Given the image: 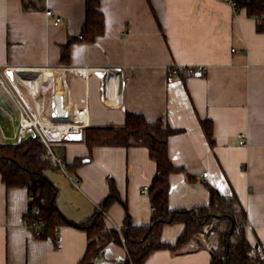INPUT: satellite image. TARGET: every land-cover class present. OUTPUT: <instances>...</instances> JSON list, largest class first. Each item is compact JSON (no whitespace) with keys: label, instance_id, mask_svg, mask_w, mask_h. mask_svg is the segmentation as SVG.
<instances>
[{"label":"crops","instance_id":"crops-1","mask_svg":"<svg viewBox=\"0 0 264 264\" xmlns=\"http://www.w3.org/2000/svg\"><path fill=\"white\" fill-rule=\"evenodd\" d=\"M22 1L0 0V143L21 141V114L4 72L43 120L74 127L71 132L122 126L126 113L161 119L178 130L168 138V156L183 168L169 175V208L208 207L209 189L224 198L235 195L247 241L264 244V34L255 21L225 0H99L103 33L93 41L73 40L60 64L61 46L80 35L86 0H42L32 10H24ZM47 10L60 19L57 25ZM178 66L207 72L188 77ZM202 119L211 121L212 143ZM54 147L66 163L86 157L74 169L46 171L66 218L76 224L90 219L111 179L126 207L113 203L106 227H124L127 217L133 226L150 223L143 188L155 163L146 148L89 152L82 138ZM28 201L25 188H6L0 176V264H84L86 232L63 226L54 240L39 239L23 220ZM182 228L165 225L161 241L175 242ZM126 255L109 242L97 258L124 264ZM210 259V251L189 241L174 252H153L144 264Z\"/></svg>","mask_w":264,"mask_h":264},{"label":"trees","instance_id":"trees-1","mask_svg":"<svg viewBox=\"0 0 264 264\" xmlns=\"http://www.w3.org/2000/svg\"><path fill=\"white\" fill-rule=\"evenodd\" d=\"M41 1L23 0L22 7L24 10L38 9ZM98 1L86 0L80 35L74 39L70 38L61 46L60 64L67 62L69 45L73 40L93 41L103 33V15L98 10ZM233 1L237 5L235 11H244L248 18L255 21L256 31L264 34V0ZM200 124L206 139L212 143L211 121L202 119ZM79 132L89 152L96 147H144L148 150L150 159L155 163V174L147 187L152 208L150 223L145 226H133L127 217V224L120 233L106 227L107 209L115 202L126 207V202L121 200L111 179L108 181L109 192L99 204L101 210L95 208L92 217L86 221L78 224L72 222L58 209V188L45 174L48 170L61 169L49 158L46 148L33 138L14 144L0 143L1 180L6 188L26 189L29 201L23 213V220L28 224L38 225L36 237L54 240L56 228L76 227L86 232L89 241L80 263L91 264L105 244L114 242L126 249L124 264H144L157 250L177 251L189 240L214 230L218 235L220 249L210 252V264H264V259H257L249 253L251 244L245 237L244 229L237 231V225L243 223L245 213L235 195L224 198L209 189L208 207L169 208V175L183 170L174 166L168 156V138L178 130L171 128L161 119L149 122L141 114L126 113L122 126H88L81 128ZM58 150L56 154L66 170L78 167L86 158L75 157L70 163H66L62 152ZM175 224L183 226L175 242L161 241L162 228ZM205 227H210V230L207 231ZM199 247H203L202 242Z\"/></svg>","mask_w":264,"mask_h":264},{"label":"built area","instance_id":"built-area-1","mask_svg":"<svg viewBox=\"0 0 264 264\" xmlns=\"http://www.w3.org/2000/svg\"><path fill=\"white\" fill-rule=\"evenodd\" d=\"M228 3L232 5L234 10H236L237 5L235 1L233 0H225ZM47 17L55 18L54 24L57 25L60 22V19L53 15V13L50 10H47L45 12ZM177 72L181 73L185 76H203L206 74L207 70L206 68L202 66H178ZM5 81L8 84V87L12 91L15 97V101L19 107V111L21 114V122L18 127V135L21 140H26L27 133H31L30 138L35 139L37 142L41 143L47 150L49 158L55 163L56 165L60 166L62 168L61 159L60 157L55 153L54 146L56 143H59L63 139H65L67 133L74 130V127L71 126H58V124L52 122V121H45L43 120L36 112L35 110L28 104L26 99L23 97V95L19 92L16 85L10 81L4 72L3 74ZM240 142L239 144L244 146L245 140L244 135H239ZM207 173H202V177L206 178ZM143 192L147 193V187L143 188ZM96 208L100 209L99 205L96 206ZM105 217L107 218L106 214ZM28 228H30L35 235H38V225L36 223L28 224L24 222ZM246 225L240 223L237 225V231H240L241 229H244ZM125 226H117L112 225V227L108 228L109 230H114L117 233H120L122 229H124ZM60 231V227L55 229V234L57 235ZM204 244L205 248L210 252H215V250L218 249L219 243H218V237L215 232H209L204 237ZM249 253L256 257L257 259H264V244L262 243H253L250 245ZM91 264H113L109 261H104L99 258H96L92 261Z\"/></svg>","mask_w":264,"mask_h":264},{"label":"rangeland","instance_id":"rangeland-1","mask_svg":"<svg viewBox=\"0 0 264 264\" xmlns=\"http://www.w3.org/2000/svg\"><path fill=\"white\" fill-rule=\"evenodd\" d=\"M54 149V151L56 152V148L54 147L53 148ZM64 167V166H63ZM45 174H46V172H45ZM47 175V174H46ZM205 229H207V231H208V229L210 230V227H205ZM206 231V232H207ZM209 232H215L216 234H217V232L216 231H214V230H211V231H208L204 236H198L197 238H194V239H191V240H189V241H193V242H195L196 243V245H201V242H202V244H203V246L205 247V244H204V237L209 233ZM217 237H218V235H217ZM198 240V241H197ZM197 241V242H196ZM218 243H219V239H218ZM219 246H218V249L217 250H215V252H217V251H219Z\"/></svg>","mask_w":264,"mask_h":264},{"label":"water","instance_id":"water-1","mask_svg":"<svg viewBox=\"0 0 264 264\" xmlns=\"http://www.w3.org/2000/svg\"><path fill=\"white\" fill-rule=\"evenodd\" d=\"M31 133H27L26 138H30ZM82 138V135L80 132H69L67 133L65 139L67 140H80Z\"/></svg>","mask_w":264,"mask_h":264},{"label":"bare ground","instance_id":"bare-ground-1","mask_svg":"<svg viewBox=\"0 0 264 264\" xmlns=\"http://www.w3.org/2000/svg\"><path fill=\"white\" fill-rule=\"evenodd\" d=\"M68 127V126H67Z\"/></svg>","mask_w":264,"mask_h":264}]
</instances>
